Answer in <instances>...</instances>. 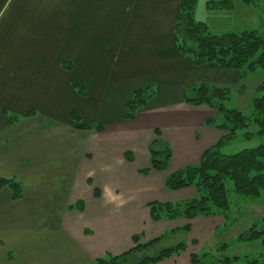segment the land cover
Returning a JSON list of instances; mask_svg holds the SVG:
<instances>
[{
    "label": "crops",
    "instance_id": "1",
    "mask_svg": "<svg viewBox=\"0 0 264 264\" xmlns=\"http://www.w3.org/2000/svg\"><path fill=\"white\" fill-rule=\"evenodd\" d=\"M178 5L0 0V178L22 187L18 200L0 189V264H95L105 254L127 251L128 241L117 236L121 225L143 230L146 242L182 234L172 231L184 219L151 222L146 205L196 197L193 188L167 191L165 179L197 165L225 134L203 127L217 114L184 104L182 94L202 84L224 87L229 70L196 67L180 54L173 37ZM73 82L83 84L86 97ZM146 85L163 96L154 92L134 121H124V104ZM71 112L80 116L79 125L103 131L78 129ZM155 129L172 156L166 172L143 177ZM138 148L145 153L142 164L136 157L125 162L123 153ZM222 223L219 216L192 220L183 234L187 250L156 264H191L193 241ZM211 233L201 250L214 239Z\"/></svg>",
    "mask_w": 264,
    "mask_h": 264
},
{
    "label": "trees",
    "instance_id": "2",
    "mask_svg": "<svg viewBox=\"0 0 264 264\" xmlns=\"http://www.w3.org/2000/svg\"><path fill=\"white\" fill-rule=\"evenodd\" d=\"M238 2L245 6L252 5L251 0ZM195 5L196 0H179L173 37L180 54L187 56L196 67L214 64L220 69L237 71L242 75L259 71L261 78L256 88L258 96L251 101L252 112L249 116L228 106L230 92L226 87L202 84L182 94L184 104L205 106L214 111L217 117L205 118L203 126L219 130L225 136L202 154L197 165L187 166L166 177L164 186L167 191L193 187L196 190L193 200L175 204L152 202L146 205L151 222L179 218L187 222L180 229L172 231V234L189 233L190 221L198 217L219 216L228 221L230 203L225 181L231 182L237 195L251 199L261 198L264 191V143L240 151L228 150L230 142L240 132H243V138L246 139L264 136V39L252 30L213 34L206 24L195 20ZM230 6L232 4L225 0L213 7L220 10L223 7L232 8ZM61 65L65 70L71 69L68 62H62ZM72 87L79 96H87L82 83L73 82ZM153 88V85H146L133 93L132 98L124 104V121L135 120L138 111L155 96ZM69 117L78 125V129L103 131L102 126L79 125L81 118L76 112H71ZM153 134L155 138L147 147L150 168L140 171L143 176L151 171L166 172L172 156L169 145L160 138L161 132L155 129ZM124 160L131 163L134 157L126 152ZM87 183L92 184L90 180ZM5 187L11 191L13 200L22 197V187L17 181L0 178V189ZM76 210L82 211L80 204ZM261 234V231L254 230L253 225L239 234L236 240L256 241ZM164 237L166 235L141 244L140 236H133L134 247L129 251L119 255L105 254L95 264H156L187 250L186 243L182 241L159 249L157 244ZM225 247L221 245L217 252H224ZM139 252L142 253L140 257L137 255ZM237 260V256L228 257L223 254L219 257L210 253L190 255L191 264H234Z\"/></svg>",
    "mask_w": 264,
    "mask_h": 264
},
{
    "label": "rangeland",
    "instance_id": "3",
    "mask_svg": "<svg viewBox=\"0 0 264 264\" xmlns=\"http://www.w3.org/2000/svg\"><path fill=\"white\" fill-rule=\"evenodd\" d=\"M219 1L225 0H196V5L194 9L195 20L206 24L208 26L209 31L213 34L252 30L255 31L258 36L264 39V0H251V6L242 5L238 2V0H227L232 4V6H230L232 8L223 7L218 10L217 7L214 8L213 6L219 5ZM211 5L212 8H209L211 7ZM228 73L229 74H227L226 77L228 81H226L227 83H224L225 85H222L228 88L230 92V99L227 104L229 107L235 108L241 111L244 115L249 116L252 112L251 101L253 98L258 96L256 88L261 78L260 72L256 71L253 73H248L247 75H242L237 71L229 70ZM153 90L156 93V96H163V94L161 95L159 92H156V86L153 88ZM263 143L264 136H254L250 139H246L243 138V132H240L230 142L228 150L240 151L242 149L252 148L256 145ZM139 149L140 148L134 150V152H132V150L125 151L123 153V158L124 154L126 152H129L133 155L134 160L135 157L137 158V165H141L142 161H144L145 159V153L143 152V158ZM147 155V159L149 162L148 150ZM117 157L119 159L118 155ZM225 186L227 191V197L230 203V213L228 217L229 220L227 221L223 218L222 225H220L219 228H215L213 233L209 231H204L202 239H205L207 236L210 235V233L211 236L214 237V239L211 241H208L209 239L205 240L208 242L204 243V250H201V246H203L202 239L199 240L198 244L194 241L191 245H193L194 247L196 246V249L193 247L192 254L196 253L198 255H202L203 253H210L212 255H215L216 257H219L223 254L228 257L237 256L238 260L234 264H264V191L261 194V198L251 199L245 196L237 195L233 190L230 181H225ZM142 213L143 212L141 211V217ZM140 225L141 228L145 226L144 222ZM253 225L254 230L262 232V234L259 235L258 240L241 242L239 240H236L239 234H242ZM121 226V232H119L117 236L118 238L123 240L124 245L127 244L126 241H128L129 247L126 249L127 251L134 247L132 242L133 236H140L139 243H146V241H143L145 239L143 230L139 231L138 233H134L137 231H133L134 229L132 226H130L131 229L128 228L129 225ZM128 233V240H126V235ZM183 234L185 233L176 234L175 236H170L168 238L164 237L162 240H160L159 244H157L158 248H166L178 244L179 242L184 240ZM150 241L152 240L150 239L148 242ZM221 245H225L226 247L224 249V252H220V254L219 252H217V250L218 248H220ZM137 255L138 257H140L142 256V253L139 252V254ZM11 256L13 257V255Z\"/></svg>",
    "mask_w": 264,
    "mask_h": 264
}]
</instances>
